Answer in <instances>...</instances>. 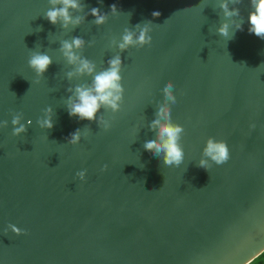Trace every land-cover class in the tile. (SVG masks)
Segmentation results:
<instances>
[{
    "label": "water",
    "instance_id": "obj_1",
    "mask_svg": "<svg viewBox=\"0 0 264 264\" xmlns=\"http://www.w3.org/2000/svg\"><path fill=\"white\" fill-rule=\"evenodd\" d=\"M221 2L82 0L85 24L65 31L45 18L49 0H0V264H251L264 253V40L248 32L249 0L236 5L243 31L218 35ZM94 7L109 14L104 26L92 23ZM147 21L150 46L113 47ZM74 36L97 72L123 60L121 111L98 115L109 131L67 111L68 88L92 83L66 77L60 43ZM34 51L53 60L43 79L28 63ZM168 81L172 122L185 130L180 167L143 148ZM49 106L54 127L41 129ZM15 114L32 121L20 137ZM85 127L87 138L67 143ZM209 138L226 142L230 159L208 172L197 165Z\"/></svg>",
    "mask_w": 264,
    "mask_h": 264
},
{
    "label": "clouds",
    "instance_id": "obj_2",
    "mask_svg": "<svg viewBox=\"0 0 264 264\" xmlns=\"http://www.w3.org/2000/svg\"><path fill=\"white\" fill-rule=\"evenodd\" d=\"M102 2V0H101ZM243 0H223L219 4V9L222 11L223 22L217 29V34L226 40L234 37L236 31H243L244 21L241 18L239 5ZM50 7L44 15L52 25H59L65 31L73 30L85 24L87 16L80 15L84 13L85 6L82 0H49ZM230 5L232 7H230ZM249 15H248V32L256 37L264 40V0H249ZM111 16H119L121 14L116 4L110 6ZM77 13V15H74ZM88 15L94 17L92 21L97 27L104 26L109 20V14L101 12L100 8H92ZM152 16L158 18L160 13L154 11ZM152 22L147 21L141 26L136 25V31L125 29L122 36V41H113V47L118 46L121 52L127 51L130 48H143L152 44ZM38 31H42L38 29ZM86 41L74 36L71 40H63L60 43V52L68 65L73 70L66 73L69 81L83 78L85 76L92 78L91 84L78 85L74 89L68 88L70 93L66 107L69 116L79 118L81 121L95 122L104 131H109L112 127L108 120L98 115L102 109L111 110L112 113H119L121 105L124 101L125 89L122 86V67L123 60L120 55H115L108 60V67L100 72L96 71V65L84 58L80 53L86 47ZM94 41L89 43L92 46ZM29 66L36 75L43 79L45 73L52 65V58L43 52H32L29 58ZM37 83L40 80L36 81ZM174 85L171 81L165 82L163 85V101L158 103L156 114L149 122V128L156 135L153 138L146 139L143 143V148L149 151L154 157L162 158L163 164L168 167H180L184 163L185 153L180 143L184 128L174 124L171 119V106L177 103V98L173 94ZM54 110L49 106L44 111L43 118L37 121L41 129L51 130L54 127ZM23 115L15 114L12 118L13 135L20 137L27 133L28 127L32 125V121L28 120L27 125L22 123ZM0 127L7 128L8 122H0ZM253 128L255 125L252 126ZM91 129L85 127L84 131L77 129L70 134L67 143L76 146L81 143L82 136L87 138ZM230 159L229 147L224 141H216L214 138H209L206 147L203 150L202 158L199 160L198 167L206 170L212 168L213 164L223 165ZM102 172L108 171V166L104 165ZM80 181H86L87 172L80 171L77 173ZM11 231L16 235H26L21 229L14 225H9ZM252 264H256L253 260Z\"/></svg>",
    "mask_w": 264,
    "mask_h": 264
},
{
    "label": "trees",
    "instance_id": "obj_3",
    "mask_svg": "<svg viewBox=\"0 0 264 264\" xmlns=\"http://www.w3.org/2000/svg\"><path fill=\"white\" fill-rule=\"evenodd\" d=\"M255 261L256 264H264V253L260 257H258Z\"/></svg>",
    "mask_w": 264,
    "mask_h": 264
}]
</instances>
